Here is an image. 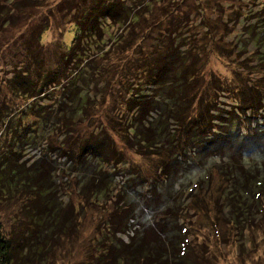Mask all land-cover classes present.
Listing matches in <instances>:
<instances>
[{
  "label": "trees",
  "instance_id": "16d2710c",
  "mask_svg": "<svg viewBox=\"0 0 264 264\" xmlns=\"http://www.w3.org/2000/svg\"><path fill=\"white\" fill-rule=\"evenodd\" d=\"M44 2L0 0V29L19 24L23 17L16 42L22 47L14 54L19 70L5 84L28 102L14 112L0 105L2 131L27 133L22 136L28 146L19 148L17 141L13 147L0 145V205L13 206V212L0 219V264H44L47 257L42 252L50 241L39 238L38 228L70 234L80 224L81 202L95 205L102 197L114 205L97 226L101 264H221L195 229L203 226L200 218H207L215 233L220 219L237 228L236 214L251 213L255 191L264 192L259 170L243 161L246 150L264 149L260 144L264 142V0H259L258 15L253 17L256 24L245 31V40H238L243 33L237 35L238 29L229 30L227 24V35L233 37L220 36L222 44L213 43L215 24L208 31L212 51L223 49L225 57L229 50V56L240 58L248 70L241 72L245 81L238 85L231 79L207 76L204 62L196 57L197 48L178 29L159 34L151 48L139 52H135L139 41L132 38L124 49L129 53L126 63H94L93 59L108 53L107 40L115 33L110 31L112 25H130L129 34L137 33L133 26L139 13L123 0L58 1L54 10L71 16L68 20L76 31L55 54L41 42L49 28L47 18L38 22L39 27H31V34L26 31L31 13ZM46 10L53 13V7ZM231 71L242 77L238 70ZM63 81L74 92H64L61 105L42 104L47 88L63 87ZM90 81L93 88L87 87ZM217 90L234 94L232 108L225 114L213 97ZM105 93L116 94L107 109ZM99 108L104 111L96 115L105 114L106 126L82 134L80 125ZM30 113H36V118L27 122ZM57 130L63 138L55 144L51 137ZM41 140L45 143L40 155L22 160ZM229 148L232 165L224 164L226 158L220 168L210 165L208 179L196 178L184 201L178 192L184 190L185 164L228 153ZM124 151L150 159L152 174L145 176L139 166L129 165ZM212 173L218 174L217 186L204 190L205 184L211 186ZM117 176L123 181L116 189ZM73 191L83 198L78 206L69 198L64 200Z\"/></svg>",
  "mask_w": 264,
  "mask_h": 264
},
{
  "label": "rangeland",
  "instance_id": "374dc122",
  "mask_svg": "<svg viewBox=\"0 0 264 264\" xmlns=\"http://www.w3.org/2000/svg\"><path fill=\"white\" fill-rule=\"evenodd\" d=\"M58 1L60 0H45L44 6L41 9L33 11L35 14L31 13V15L34 16L26 28L27 34H31L33 32L32 28H35L36 26L39 27L40 25L38 22L47 18V20H49V28L42 33L41 42L45 47L51 48L52 52H55V54L62 42L65 44H69L71 42L76 31L75 25L68 20L71 16L59 13L57 11L58 8H55L54 10V6L58 3ZM123 1L126 4H130L131 7L139 13L138 21L133 26L134 32L137 33L134 35L129 34V31H131L130 25L125 28H119L112 25L110 31L115 33L112 34V39L107 40L109 50L106 51H108V53L107 55L102 56V59H93L94 63L101 65L102 60L103 63L109 65L126 63V58L129 53H125L124 49L127 47V42L132 38H136L134 42L139 41V47H137V51L135 50V52H139L151 48L150 46L159 34H171L172 31H175L174 29H178L182 34H186V42L197 48L198 55H196V57L204 62L205 66L203 70L207 76L213 74L215 76H219L220 79H231L237 85L245 81L242 73L248 72V70L243 68L241 59L237 57L232 58V55L229 56V50L225 52L228 54L225 57L223 55V49L221 51H215L216 49L212 51L210 48L212 43L207 35L208 31L212 30L211 26L215 24L217 26V30L215 32L216 38L213 43H217L218 45L222 44L223 41L219 39L220 36L225 34L228 39H230L231 36L233 37V35H227L228 31L225 29V24H227V28H230L229 30L238 29L237 35L243 33L240 35V39L238 40H245L248 38L245 31H247L250 27L252 28V25L256 24L253 17L255 18V16L258 15L256 9L259 4V0ZM48 7H53V13L46 10ZM165 10L169 11L171 15H166ZM170 11H172V13ZM28 13H30V11ZM13 15H15V12H13ZM22 19L23 17L21 16L19 24L15 23L11 26L5 25L2 29H0V105H3L8 110L11 109V112L20 110L21 107L28 103L23 100V97H21L16 90H11L5 84V81L8 80V78L11 80V77H13V75L16 74V71L19 70L17 67L18 64H16L18 58L15 57L14 54L18 50L21 51L22 47L21 44H17L20 40V36L17 35H19L22 31V27H20V24L23 21ZM226 37L225 40H227ZM237 38L238 37H236V39ZM114 39H116V43L114 42ZM134 42L131 43L132 46ZM248 48L253 49L254 46L250 44L248 45ZM221 54L223 56H221ZM198 61L199 60H197V62ZM88 68L87 72L89 73L90 69ZM231 68L238 70L240 73L242 72V77L238 76V74H235L234 76ZM63 82V87H59L58 89H54V87L51 89L47 88V94L43 95L44 98L41 99L40 102L47 106H53L56 104L61 105L64 92H69V95L74 92V90H71L72 87L68 81ZM92 86L93 83L90 81V84L87 85V87L91 88ZM115 95L116 94L114 93L110 95L105 93V96H103L105 98V105L107 106L105 107L106 109L109 108L110 102L115 98ZM233 96V92H221L220 90H217V94L213 97L216 99V104H218L221 113H224L227 109L231 110ZM99 111L104 110L99 108L94 115L87 116L90 117L89 122H82L79 129L82 134L83 132H96V128L98 126H106L103 125V122L106 121V117L104 116L105 114L101 118L96 115ZM35 114L30 113L26 116L27 122H29V120L34 121L36 118ZM15 117L17 118V116ZM0 122H2V120ZM1 127H3L2 123H0V132H2V134H0V145H2V147L8 144H11L10 147H13L17 141L18 143L16 145H18L19 148L25 147L24 150L28 148L27 143H25L22 136V134L26 136L27 133L25 134L23 131L13 132L10 130L12 133L8 132L5 134V131H2ZM258 127H260V125ZM49 131L52 132V129H49ZM51 138L56 144V142L58 143V141L63 137L59 134V130H57L56 132H53ZM44 143L45 141L41 140V142L37 144L36 150L29 151L21 159L28 160L29 158L39 156ZM263 143L264 142L261 141L260 144ZM10 150L13 151V148H10ZM230 150L232 149L229 148L228 153L222 155H208V157H205L200 161L185 164L187 165V176H183L184 183L182 184V189L184 190L182 191L179 189L178 192L181 193V197L184 201L188 196V189L193 185V181L196 178L206 176L208 179L207 169L210 165L214 164L220 168L223 164V162H220L224 158L227 159L224 161V164L230 162V165H232L231 161L234 160V156H232V151ZM246 151L245 159H243V161L247 160L246 166L250 165L253 169L259 170L260 176L258 180L261 181L264 179V149L250 148ZM124 152L129 165L139 166L140 172L145 176L152 174V161L150 159L143 158L131 151ZM52 155L55 160L59 157L57 152L52 153ZM58 163L59 162H56L57 165ZM122 181L123 178L117 176L115 179V184H117L115 185L116 189L121 186L120 184ZM210 181L211 186L205 184L203 187L204 190H206V186L208 189L215 188L217 186L216 182H218V174L212 173ZM260 184L262 185L263 182ZM137 187L140 188L139 185ZM61 196L62 195H60V197ZM203 197L209 199L208 196ZM62 198H64V196H62ZM68 198L76 206H78L81 202V199L83 200L77 191H73L64 200H67ZM113 199H115V197ZM252 199V202H255V204H248L253 210L251 213L243 214L238 212L236 214L238 215L237 228L236 224L235 227H233L231 223L225 221L224 219H220V230L218 233H215L214 230L208 226V220H206L207 218L199 219V222H202L203 226H201L200 230L195 229L197 238L208 243L209 248L214 251L215 256L220 260L221 264H264V192L259 194L258 190H256ZM113 205L114 203L108 201L106 197H102L100 202L95 205L93 203L82 201V212L80 214L79 221L80 224L78 227L77 224L74 225V230H72L70 234L60 233L61 235H58L55 231L51 232L52 227L49 228L45 226L44 228L40 226L38 228V232H41V236L39 238L42 239L43 237H47L50 241L49 246L46 244V250L42 252L47 257L44 264H49L50 262L52 264H101L103 261L100 257L103 255L101 253V246L98 240L100 233L98 232L97 226L102 223V219L104 217H107V214L110 212ZM221 208H223V205H221ZM11 210L13 212V206L7 207L0 205V219L5 217L6 214H11ZM144 212L147 213V215L149 213L146 208L144 209ZM224 212H226L225 209L223 210V213ZM20 214L25 215V213ZM187 214L188 213H186V215ZM185 221L189 223L191 222V220L186 218ZM193 222H196V220ZM22 223V227H24V221H22ZM45 234H48V236H44ZM51 245L53 246L52 248ZM50 250H52V252Z\"/></svg>",
  "mask_w": 264,
  "mask_h": 264
}]
</instances>
